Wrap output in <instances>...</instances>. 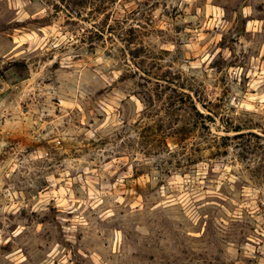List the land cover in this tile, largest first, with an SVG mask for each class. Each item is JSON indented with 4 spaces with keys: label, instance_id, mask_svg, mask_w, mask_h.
<instances>
[{
    "label": "rangeland",
    "instance_id": "1",
    "mask_svg": "<svg viewBox=\"0 0 264 264\" xmlns=\"http://www.w3.org/2000/svg\"><path fill=\"white\" fill-rule=\"evenodd\" d=\"M71 6L0 0V264H264V0Z\"/></svg>",
    "mask_w": 264,
    "mask_h": 264
},
{
    "label": "trees",
    "instance_id": "2",
    "mask_svg": "<svg viewBox=\"0 0 264 264\" xmlns=\"http://www.w3.org/2000/svg\"><path fill=\"white\" fill-rule=\"evenodd\" d=\"M88 0H60V3H62L63 5H64V8L65 9H70L72 6H71V4L73 3V4H75V5H77V4H79V5H83L85 2H87ZM70 12V11H69ZM193 109L198 113V115H201V114H199V112H198V110H197V108H196V106L195 105H193ZM236 132L237 131H239V129H236L235 130ZM253 135V134H252ZM236 137V136H235ZM222 139H228L227 137H225V138H222Z\"/></svg>",
    "mask_w": 264,
    "mask_h": 264
},
{
    "label": "water",
    "instance_id": "3",
    "mask_svg": "<svg viewBox=\"0 0 264 264\" xmlns=\"http://www.w3.org/2000/svg\"><path fill=\"white\" fill-rule=\"evenodd\" d=\"M4 80H3V77L2 75L0 74V85L3 84Z\"/></svg>",
    "mask_w": 264,
    "mask_h": 264
}]
</instances>
